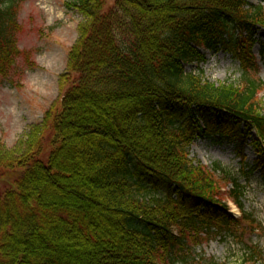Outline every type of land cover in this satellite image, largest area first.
I'll use <instances>...</instances> for the list:
<instances>
[{
    "label": "trees",
    "instance_id": "obj_1",
    "mask_svg": "<svg viewBox=\"0 0 264 264\" xmlns=\"http://www.w3.org/2000/svg\"><path fill=\"white\" fill-rule=\"evenodd\" d=\"M69 1L83 22L60 108L12 149L0 144V264H203L193 251L213 235L239 240L240 264H264L241 242L257 228L237 180L227 197L239 219L217 197L220 168L188 154L195 136L212 137L239 159L253 148L247 175L264 172V83L252 53L264 0ZM19 8L0 0V81L22 54ZM203 51L231 55L239 79L187 73Z\"/></svg>",
    "mask_w": 264,
    "mask_h": 264
},
{
    "label": "rangeland",
    "instance_id": "obj_2",
    "mask_svg": "<svg viewBox=\"0 0 264 264\" xmlns=\"http://www.w3.org/2000/svg\"><path fill=\"white\" fill-rule=\"evenodd\" d=\"M257 4L256 0H247ZM69 0H20L18 23L21 31L17 36V47L22 53L11 74L0 81V144L12 149L18 140L33 126L40 125L44 115L52 108L59 109L66 87H61L60 76L65 73L67 54L78 38V27L83 18L68 6ZM114 0H107L106 6ZM252 53L258 64V78L264 83V29L257 30ZM263 53V54H262ZM203 64L186 66L187 73L202 72L205 80L212 83H232L239 79L238 63L224 52L203 51ZM259 97L264 102V97ZM264 107V106H263ZM252 138L254 136L252 135ZM189 160L212 171L217 180V197L227 204L230 212L237 216L239 211L227 194L232 191V179L242 188L244 211L250 214L257 228L250 234L246 227L242 244L257 246L264 254V172L249 168L257 160L250 146L244 149V157L235 155V145L217 143L212 137L195 136ZM246 173V174H245ZM238 232V233H237ZM237 236L241 233L237 230ZM212 236L195 247L196 261L203 264H240L243 248L238 239ZM198 259V260H197Z\"/></svg>",
    "mask_w": 264,
    "mask_h": 264
}]
</instances>
